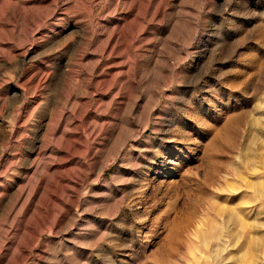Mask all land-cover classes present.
Wrapping results in <instances>:
<instances>
[{
	"label": "rangeland",
	"instance_id": "1",
	"mask_svg": "<svg viewBox=\"0 0 264 264\" xmlns=\"http://www.w3.org/2000/svg\"><path fill=\"white\" fill-rule=\"evenodd\" d=\"M0 264H264V0H0Z\"/></svg>",
	"mask_w": 264,
	"mask_h": 264
}]
</instances>
